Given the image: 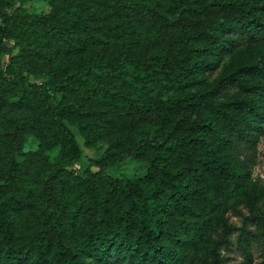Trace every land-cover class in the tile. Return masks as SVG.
<instances>
[{
  "label": "trees",
  "instance_id": "16d2710c",
  "mask_svg": "<svg viewBox=\"0 0 264 264\" xmlns=\"http://www.w3.org/2000/svg\"><path fill=\"white\" fill-rule=\"evenodd\" d=\"M18 2L0 1V55L14 47L6 43L5 31ZM98 3L100 7L113 4L116 12H126L133 25L160 18L157 9L143 1ZM63 13L59 2L38 18L16 17L36 30L45 50L22 49L11 57L7 70L0 67V194L12 204H22L14 194L24 170L16 154L21 152V138L28 129L45 132L49 128L52 132L45 133L40 148L32 154L43 157L44 151L59 145L71 156V162H77L82 152L67 121L78 120L74 125L84 136L86 146L101 138L97 127L100 123L106 124L110 132H120L132 124H153L160 128L142 130L139 137L129 140L112 135L104 154L91 158L87 168L75 177V200L86 217L85 247L70 252L61 244L64 257H86L96 264H186L195 256L194 244H210L206 232L215 224L222 235L217 249L225 248L226 255L205 264H226L231 252L250 256L260 249L252 242L241 244L242 235L235 241L237 230L226 217L236 179L254 162L251 134L236 126L216 143L212 139L218 133L217 119L199 115L209 105L208 97L164 99L150 93V83H190L195 71H210L206 59L194 55L192 47L180 48L170 42L153 53L149 51L155 45L149 44L138 62L132 61L129 45L123 47L118 58L97 56L91 49L81 60L72 59L86 45L100 44L99 30H94L97 11L82 9L68 19H63ZM181 26L179 35L192 45L205 40L211 47L230 51L248 43H264V17L255 7L247 9L236 0H201ZM40 61L41 69L49 76L42 83L29 82L15 67V63L37 66ZM140 78H144L141 85ZM236 83L237 78L228 77L211 93L227 92ZM257 114L260 116V111ZM127 158L149 159L146 174L128 177L109 172ZM208 174L216 179L213 189L217 201L205 194L202 182ZM68 212L49 190L39 235L44 252L65 236ZM255 220V224L264 226V217ZM12 249L7 251L15 254Z\"/></svg>",
  "mask_w": 264,
  "mask_h": 264
},
{
  "label": "rangeland",
  "instance_id": "374dc122",
  "mask_svg": "<svg viewBox=\"0 0 264 264\" xmlns=\"http://www.w3.org/2000/svg\"><path fill=\"white\" fill-rule=\"evenodd\" d=\"M17 1H19L17 8L11 11L5 31L8 34L6 43L14 47L6 49L0 55V67L4 70L8 69L11 57L22 49L24 52L29 48L45 50V45H41L38 40L36 30L27 22H18L16 17L28 15L34 19L38 18L50 12L59 2L63 4V19H68L71 14L80 12L82 9L85 12L97 11L95 15L97 19L94 20L97 28L94 30H99L100 44L86 45L84 50L74 53L71 56L72 59L80 58L81 60L82 57L91 53L89 52L91 49L95 50L97 56L118 58L123 47L129 45L132 61L138 62L143 50L149 44L155 45L153 48L155 50L149 49V52L153 53L162 49L168 42L180 48L192 47L195 49L194 55L206 59L207 68L210 71L205 70L206 68L195 71L190 83H150L152 87L150 93L159 94L164 99L191 96L200 100L208 97L209 105L200 111L199 115L217 119L218 133L213 134L212 139L216 143L224 140L229 131L236 126L244 133L251 134L254 162L236 179L237 186L226 217L231 227L237 230L235 241L238 240L239 235H242L241 244L247 245L248 242H252L259 245L260 249H255L250 256L231 252L226 264H264V226L255 224L257 216L264 217V43H248L230 51H224L223 47H211L205 40L192 45V42L179 35L182 28L181 21L193 13V9L201 0H137L155 7L160 18L136 25H133L130 21L132 17L126 12H116L113 4L100 7L98 0ZM206 1L210 3L218 0ZM236 1L247 9L255 7L261 17H264V0ZM7 2L11 3L12 0ZM0 26H2L1 15ZM42 63L40 61L37 66L15 63V67L29 82L42 83L49 79V76L41 69ZM129 67L134 66L129 64ZM228 77L237 78L238 83L229 91L219 95L211 93L218 83ZM138 81L141 85L144 78ZM70 95L66 93L67 98ZM58 97L61 98L62 94L59 93ZM257 111H260V116ZM75 119L73 118V121L77 122L78 120ZM74 122L67 121V125L74 133L82 152L77 162H71V156L66 155V151L63 152L59 145L44 151L43 157H40V154L31 153L38 151L42 138L46 137L45 133L48 135L51 132L49 128H46L45 132L42 129L41 132L28 129L22 135L21 152L16 154V160L23 162L24 170L21 173V183L14 187V194L22 201V204H12L11 200L6 199V195L0 194V264H96L93 259L90 263L86 257L66 259L60 249L61 244L70 252H79L85 247L86 217L75 200L74 179L87 168L91 158L104 154L112 135L129 140L139 137L142 130L160 128L147 123L132 124L120 132H110L106 124L100 123L97 127L101 132V138L90 146H86L85 138ZM149 162V159L145 158H127L121 164L109 168V172L118 176L140 177L146 174ZM93 169L97 168L93 167ZM215 182V177L208 174L202 185L205 194L217 201L218 198L213 189ZM0 183H2L1 179ZM49 190L56 194L69 212L66 217L65 236L60 242L55 241L53 247L44 252L45 247L39 241V235L43 229L42 210ZM217 227L215 224L206 232V238L209 239L210 244L203 245L199 242L193 245L195 256L191 257L186 264L214 262L215 259L218 260L226 255L225 248L217 249V241L222 239V235L216 230ZM9 248H13L12 250L16 253H9L7 251ZM124 261L128 262V258Z\"/></svg>",
  "mask_w": 264,
  "mask_h": 264
}]
</instances>
